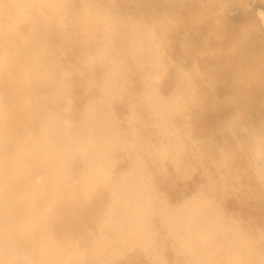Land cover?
<instances>
[{
    "label": "bare ground",
    "instance_id": "1",
    "mask_svg": "<svg viewBox=\"0 0 264 264\" xmlns=\"http://www.w3.org/2000/svg\"><path fill=\"white\" fill-rule=\"evenodd\" d=\"M0 264H264V0H0Z\"/></svg>",
    "mask_w": 264,
    "mask_h": 264
}]
</instances>
